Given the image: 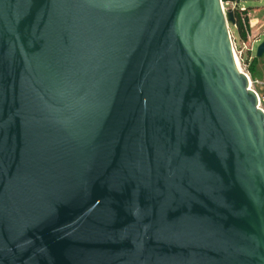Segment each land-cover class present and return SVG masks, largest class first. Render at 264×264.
<instances>
[{
  "label": "water",
  "instance_id": "obj_1",
  "mask_svg": "<svg viewBox=\"0 0 264 264\" xmlns=\"http://www.w3.org/2000/svg\"><path fill=\"white\" fill-rule=\"evenodd\" d=\"M222 2L0 0V264H264Z\"/></svg>",
  "mask_w": 264,
  "mask_h": 264
},
{
  "label": "rangeland",
  "instance_id": "obj_2",
  "mask_svg": "<svg viewBox=\"0 0 264 264\" xmlns=\"http://www.w3.org/2000/svg\"><path fill=\"white\" fill-rule=\"evenodd\" d=\"M248 7V12L243 13L248 27V38L243 43L236 34L235 27L229 26L232 40L236 46V57L240 69L247 73L251 81V87L260 95L264 94V54L255 58L256 49L264 39V0H247L243 3ZM227 7V6H225ZM251 40V41H249ZM254 66H249L250 61Z\"/></svg>",
  "mask_w": 264,
  "mask_h": 264
},
{
  "label": "trees",
  "instance_id": "obj_3",
  "mask_svg": "<svg viewBox=\"0 0 264 264\" xmlns=\"http://www.w3.org/2000/svg\"><path fill=\"white\" fill-rule=\"evenodd\" d=\"M223 2H245L247 0H222ZM245 12H248V7ZM245 12H240L239 10H234V16L236 19V24L234 25L235 31L239 39L243 42H246L248 39V27H247V21L246 18L243 16V13ZM257 57L255 56L256 59ZM254 61H250L249 66H254Z\"/></svg>",
  "mask_w": 264,
  "mask_h": 264
},
{
  "label": "built area",
  "instance_id": "obj_4",
  "mask_svg": "<svg viewBox=\"0 0 264 264\" xmlns=\"http://www.w3.org/2000/svg\"><path fill=\"white\" fill-rule=\"evenodd\" d=\"M243 3L244 2H239V3H237V2H222L221 3V6H222V10H223V12L225 13V11H227V10H229V9H232L233 11L234 10H239L240 12H245L246 11V9H247V7H245L244 5H243ZM225 6H227V7H225ZM249 39V38H248ZM233 41V40H232ZM249 41H251V40H249ZM244 43V42H243ZM233 50H234V54L236 55V50H237V48H236V46L234 45V42H233ZM245 73V72H244ZM246 74V76H248V74L247 73H245ZM248 78H249V76H248ZM249 86H250V88L254 91V93L256 94V96H257V107L263 112V114H264V94L263 95H260L259 93H258V91L256 90V89H253L252 87H251V84L249 83Z\"/></svg>",
  "mask_w": 264,
  "mask_h": 264
},
{
  "label": "bare ground",
  "instance_id": "obj_5",
  "mask_svg": "<svg viewBox=\"0 0 264 264\" xmlns=\"http://www.w3.org/2000/svg\"><path fill=\"white\" fill-rule=\"evenodd\" d=\"M235 59H236V63H237V65H238V67H239V63H238V59H237V57H236V55H235ZM239 69H240V67H239ZM241 70V69H240ZM242 71V70H241ZM249 79V78H248ZM249 83L251 84V81H250V79H249Z\"/></svg>",
  "mask_w": 264,
  "mask_h": 264
}]
</instances>
